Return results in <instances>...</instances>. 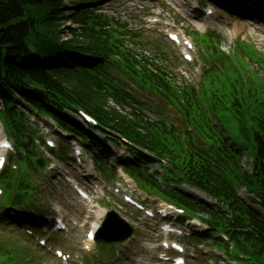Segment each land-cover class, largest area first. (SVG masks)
Returning a JSON list of instances; mask_svg holds the SVG:
<instances>
[{"label":"trees","instance_id":"16d2710c","mask_svg":"<svg viewBox=\"0 0 264 264\" xmlns=\"http://www.w3.org/2000/svg\"><path fill=\"white\" fill-rule=\"evenodd\" d=\"M104 1L107 0H76L68 4L66 0H0V93L31 94L42 106L52 103L63 117H68L62 109L66 105L79 107L102 127L130 139L158 158L169 160L167 173L171 177L189 181L233 206L235 215L232 221L214 214L209 218L215 228H224L229 236L230 245L220 243L225 253L239 264H264V220L247 208L236 194V188L245 186L257 194L264 207V79L260 76V72L264 73V56L255 47L238 40L236 54L246 75L230 66L224 73H210L203 85L208 108L230 134L234 146L229 147L222 135L211 127L196 95L195 100L184 94L194 109L185 117L195 126L200 137L190 136L186 150L181 139L168 132L163 124L149 122L136 111L125 116L108 105L109 96L119 103L124 102L103 75L110 62L138 77L150 89L165 95L177 93L173 91L174 79L167 70L150 59L140 58L135 49L125 46L119 39L123 32H116L114 27L131 36L136 48L145 45L139 42L140 33L128 31L123 21L88 9ZM69 5H74L75 13L65 16ZM66 22L76 27L67 29L70 38L63 39ZM201 38L210 51L219 55L214 47L220 42L217 33L209 31ZM159 49L160 45L155 44L154 51ZM32 51L39 58L32 60ZM138 60L143 64L140 65ZM247 61L258 65L260 71H249ZM29 83L40 89L27 91L24 86ZM4 117L11 133L22 132L11 114ZM233 133L240 143L234 140ZM235 146L240 152L234 150ZM241 152L254 158L252 173L242 167ZM136 160L148 159L140 155ZM145 186L154 190L150 185ZM18 191L24 194L31 210L30 206L36 201L20 184L9 203ZM179 203L193 213L204 212L183 201L179 200ZM18 253L20 259L15 256ZM1 259H4L1 264L37 261L30 250L19 245L15 235L0 240Z\"/></svg>","mask_w":264,"mask_h":264},{"label":"rangeland","instance_id":"374dc122","mask_svg":"<svg viewBox=\"0 0 264 264\" xmlns=\"http://www.w3.org/2000/svg\"><path fill=\"white\" fill-rule=\"evenodd\" d=\"M76 0H67L68 4L75 3ZM197 0H109L102 3L98 8V11L104 12L108 16H112L116 19L124 21L130 29L142 31L144 37L159 43H164L163 49L168 52L169 59L173 62L175 69L179 70L182 75H186L191 78L193 83L197 84L199 81L198 73L196 69L188 67L183 62L178 61V53L173 46L171 50H168L166 40L162 37V25L152 26L145 24L147 15L160 17L168 22L179 21L183 23L185 29H189L200 34H205L208 31L215 32L219 35L220 40L223 42V47L231 49L236 44V41H240L255 46L258 51L264 55V29L260 28L255 22L248 21L241 16H236L232 13L217 9V14L213 18L201 22L187 21L184 18L182 9L178 5L184 7H193ZM70 10L64 12L65 16H69L75 13L74 5L68 6ZM165 22V21H164ZM74 25L70 22L65 23V30L63 31V39L70 38L68 28H73ZM164 41V42H163ZM168 43V42H167ZM166 61L164 57L161 58ZM253 70H257L256 66H252ZM151 101H155L154 98H150ZM170 119H174L175 115L169 114ZM170 120L171 122H173ZM42 125V124H41ZM43 128L47 127L46 124L42 125ZM49 132L54 136L55 130L49 129ZM244 162L247 160L243 156ZM90 161V159H89ZM57 172L55 176H48V179L42 180L41 190L38 195L41 199V208L48 207L49 212L62 211L68 219H77L80 223L78 229L73 230L72 234L61 235L59 241L62 244L58 245L62 249L68 252L78 251L81 249L82 243L86 239V233L88 231L87 212L85 207L79 202L76 195L71 191L68 186L67 179L74 177V169H67V165L60 160H54ZM246 167L249 170V161H246ZM241 196L242 192L239 191ZM111 201V204L107 207L109 210L117 211L124 219L134 225L138 230V235L127 246H117L115 249L118 253V257L115 260L117 264H156L154 257L152 256V250L156 247L153 244L160 243V236L158 231V225L155 222L147 220L143 215L138 214L136 211L129 208H125L120 203L118 197H110L102 200L101 203L106 204L107 201ZM35 213L42 214L38 210H34ZM90 222H96L101 224L102 219L96 214L95 217L90 218ZM84 226V227H83ZM75 231V232H74ZM19 245L30 250L31 254L36 256L37 261L29 264H59L52 255H47L44 251L40 250L34 244L20 239L15 234ZM12 236V232L9 228H0V240L6 237ZM18 244V243H17ZM159 247V245H157ZM57 247V246H56ZM193 250V246H191ZM206 250L203 254H208ZM20 253L15 254L18 256ZM20 259V257L18 256ZM20 263V262H19ZM228 264L220 260L216 263L215 260H203L200 263L190 264Z\"/></svg>","mask_w":264,"mask_h":264},{"label":"water","instance_id":"95a60500","mask_svg":"<svg viewBox=\"0 0 264 264\" xmlns=\"http://www.w3.org/2000/svg\"><path fill=\"white\" fill-rule=\"evenodd\" d=\"M20 200H21V197H20V195H17L16 197H15V199H14V204H19L20 203ZM121 238H125V237H121ZM109 239H111V238H109Z\"/></svg>","mask_w":264,"mask_h":264},{"label":"bare ground","instance_id":"6f19581e","mask_svg":"<svg viewBox=\"0 0 264 264\" xmlns=\"http://www.w3.org/2000/svg\"><path fill=\"white\" fill-rule=\"evenodd\" d=\"M257 210H258L260 213H262V215L264 216V212L261 211V209L257 208Z\"/></svg>","mask_w":264,"mask_h":264}]
</instances>
